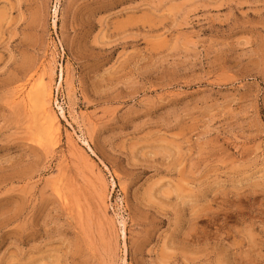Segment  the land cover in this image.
Wrapping results in <instances>:
<instances>
[{
    "label": "rangeland",
    "instance_id": "374dc122",
    "mask_svg": "<svg viewBox=\"0 0 264 264\" xmlns=\"http://www.w3.org/2000/svg\"><path fill=\"white\" fill-rule=\"evenodd\" d=\"M0 264H264V0H0Z\"/></svg>",
    "mask_w": 264,
    "mask_h": 264
},
{
    "label": "bare ground",
    "instance_id": "6f19581e",
    "mask_svg": "<svg viewBox=\"0 0 264 264\" xmlns=\"http://www.w3.org/2000/svg\"><path fill=\"white\" fill-rule=\"evenodd\" d=\"M28 76V75H27ZM63 80V79H62ZM43 85H46V84H43ZM70 87V86H69ZM49 87H42V92L40 91V89H39V91L41 92V93H39V95H38V99L40 100V102H39V107L41 108V111L40 112H42L41 114L43 115V117L42 118H44L43 120H46V122H44L45 124H47L46 126H48V127H45V128H48V129H59V121H58V117H57V113L55 114L53 111H52V109H50L49 107H47V101H46V99H45V97L46 96H48V95H51L52 93H51V89L49 90L48 89ZM33 89V88H32ZM37 89V88H36ZM32 91V90H31ZM37 91V90H36ZM35 93V92H34ZM51 93V94H50ZM30 94V93H29ZM31 94H33L32 92H31ZM37 94V93H36ZM50 98V97H49ZM28 99H30V98H28ZM27 99V100H28ZM45 99V100H44ZM31 101V100H30ZM29 101V102H30ZM37 101H35V103H36ZM47 102V103H46ZM50 104V103H49ZM32 105V104H31ZM51 105V104H50ZM37 106H38V104H36V107L35 108H37ZM28 107H30V106H28ZM34 108V109H35ZM59 108H61V113H62V115H63V112H64V110H63V108L62 107H59ZM32 109V108H31ZM34 109H33V111H34ZM37 110V109H36ZM32 111V112H33ZM55 111V110H54ZM31 112V111H30ZM37 113V112H36ZM34 114V113H33ZM37 115V114H36ZM33 116V115H32ZM34 116H35V114H34ZM39 116H40V114H39ZM37 117V116H36ZM41 118V117H40ZM40 121V120H39ZM41 121H42V119H41ZM35 122V121H34ZM37 124V123H36ZM44 124V125H45ZM43 125V124H42ZM41 125V126H42ZM44 127V126H43ZM42 129V128H41ZM61 130V129H60ZM41 132V131H40ZM45 132H48L47 131V129H46V131ZM50 132V131H49ZM48 132V133H49ZM37 133V132H36ZM35 133V134H36ZM52 133V132H51ZM38 134V133H37ZM51 135H53V134H51ZM54 136V135H53ZM37 137V136H36ZM39 138V137H38ZM53 138V137H52ZM41 140V139H40ZM49 140H50V138H49ZM48 141V140H47ZM46 141V142H47ZM125 224V223H124Z\"/></svg>",
    "mask_w": 264,
    "mask_h": 264
}]
</instances>
